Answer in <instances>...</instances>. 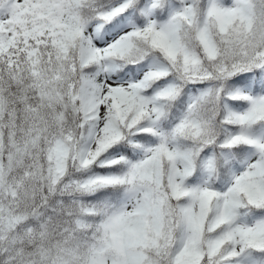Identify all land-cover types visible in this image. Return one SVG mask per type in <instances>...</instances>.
Masks as SVG:
<instances>
[{"label":"snow or ice","instance_id":"1","mask_svg":"<svg viewBox=\"0 0 264 264\" xmlns=\"http://www.w3.org/2000/svg\"><path fill=\"white\" fill-rule=\"evenodd\" d=\"M0 264H264V0H0Z\"/></svg>","mask_w":264,"mask_h":264}]
</instances>
